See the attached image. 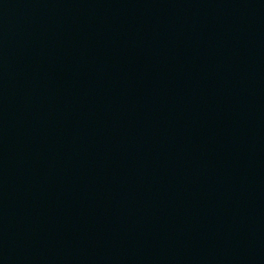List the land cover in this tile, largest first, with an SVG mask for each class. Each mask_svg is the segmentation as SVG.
<instances>
[{"label": "water", "instance_id": "obj_1", "mask_svg": "<svg viewBox=\"0 0 264 264\" xmlns=\"http://www.w3.org/2000/svg\"><path fill=\"white\" fill-rule=\"evenodd\" d=\"M0 264H264V0H0Z\"/></svg>", "mask_w": 264, "mask_h": 264}]
</instances>
